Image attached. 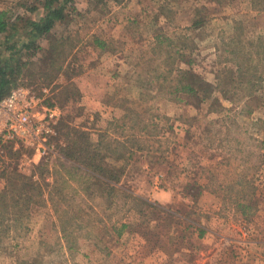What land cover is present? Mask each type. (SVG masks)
I'll return each mask as SVG.
<instances>
[{"label":"rangeland","instance_id":"obj_1","mask_svg":"<svg viewBox=\"0 0 264 264\" xmlns=\"http://www.w3.org/2000/svg\"><path fill=\"white\" fill-rule=\"evenodd\" d=\"M72 2L19 80L62 116L48 158L0 151V264H264V0Z\"/></svg>","mask_w":264,"mask_h":264},{"label":"trees","instance_id":"obj_2","mask_svg":"<svg viewBox=\"0 0 264 264\" xmlns=\"http://www.w3.org/2000/svg\"><path fill=\"white\" fill-rule=\"evenodd\" d=\"M96 1L102 2V0ZM71 3H73L72 0H38L36 2L18 0L17 7L21 8L22 11H16L13 14L8 9H0V99L6 96L13 88L23 85L19 80L25 75L24 73L27 72L29 66L34 64L33 58L35 55L45 50L46 47L43 45V41L51 42L50 47H48V53H51V57L46 58L50 62L48 65L54 68L61 64L60 69L63 67L61 62H64L67 58L56 57L55 52L58 51L57 45L64 42L67 36L60 35V33L55 35V33L57 26L62 24L69 26L71 24L70 13L76 9ZM196 23L198 22L196 21ZM95 41L100 48L105 45V42L101 39H95ZM234 60L236 59L234 58ZM238 69L241 71L243 68L238 65ZM197 78L198 76L194 75V80L187 81L188 75L183 72L179 81L180 87H176L177 92L194 94L197 92L196 84L207 88L205 89L207 91H211L209 84L196 80ZM185 80L187 81L186 83ZM78 150L77 146L72 148V145L62 149V157L59 159L65 163H60L59 168L65 169L67 167L66 163H69L72 167L71 172L74 174L80 173L83 170L81 167L84 164H79L77 161H75L77 163L75 164L73 161L79 153ZM91 155L96 156L95 153ZM62 158H66L67 160ZM46 167H48V164L42 163L35 168L40 170ZM36 169L34 171L37 172ZM90 169L92 174L96 176L95 172L97 170H95V165H90ZM100 174L106 176L109 183L115 180L116 182L118 181L112 172L109 173L102 170ZM78 177L85 179V176L82 174L78 175ZM98 179L102 181L101 178ZM113 186L114 184H112L111 188ZM139 199L145 203L147 202L142 198ZM0 205L8 206L4 196L1 195Z\"/></svg>","mask_w":264,"mask_h":264},{"label":"built area","instance_id":"obj_3","mask_svg":"<svg viewBox=\"0 0 264 264\" xmlns=\"http://www.w3.org/2000/svg\"><path fill=\"white\" fill-rule=\"evenodd\" d=\"M49 95L47 87L37 93L21 85L0 99V151L12 145L15 150L24 152L21 149L26 148L33 153L32 157L23 154L24 159L39 161L51 156L62 109L47 102Z\"/></svg>","mask_w":264,"mask_h":264}]
</instances>
